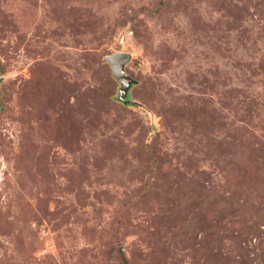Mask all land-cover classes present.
I'll return each mask as SVG.
<instances>
[{
    "label": "rangeland",
    "instance_id": "374dc122",
    "mask_svg": "<svg viewBox=\"0 0 264 264\" xmlns=\"http://www.w3.org/2000/svg\"><path fill=\"white\" fill-rule=\"evenodd\" d=\"M0 77V264H264V0H0Z\"/></svg>",
    "mask_w": 264,
    "mask_h": 264
},
{
    "label": "water",
    "instance_id": "95a60500",
    "mask_svg": "<svg viewBox=\"0 0 264 264\" xmlns=\"http://www.w3.org/2000/svg\"><path fill=\"white\" fill-rule=\"evenodd\" d=\"M131 59V53L125 50H117L104 56V60L111 65L112 74L115 79L120 83L118 89V100L122 103H134L135 101L128 98V92L132 84L137 82V79L133 78L125 70V65ZM2 77H0L1 80Z\"/></svg>",
    "mask_w": 264,
    "mask_h": 264
},
{
    "label": "trees",
    "instance_id": "16d2710c",
    "mask_svg": "<svg viewBox=\"0 0 264 264\" xmlns=\"http://www.w3.org/2000/svg\"><path fill=\"white\" fill-rule=\"evenodd\" d=\"M120 101V100H119ZM121 102V101H120Z\"/></svg>",
    "mask_w": 264,
    "mask_h": 264
}]
</instances>
